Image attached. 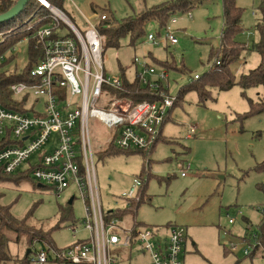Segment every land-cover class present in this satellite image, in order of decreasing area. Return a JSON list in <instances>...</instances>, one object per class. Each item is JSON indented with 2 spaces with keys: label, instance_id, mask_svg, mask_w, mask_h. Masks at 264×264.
<instances>
[{
  "label": "rangeland",
  "instance_id": "obj_1",
  "mask_svg": "<svg viewBox=\"0 0 264 264\" xmlns=\"http://www.w3.org/2000/svg\"><path fill=\"white\" fill-rule=\"evenodd\" d=\"M167 1L175 0H65L60 12L82 31L88 20H96L95 16L104 14L118 23ZM260 1L236 0L242 10L243 32L235 36V41L248 49L258 40L255 26L260 17L257 12ZM222 11V0H202L189 12L173 15L177 19L174 32L178 40L173 46L147 43V35L155 34L158 29L151 21L146 25L145 36L134 47L129 46L127 38L120 41L119 49L103 47L105 75L117 77L123 72L132 80L136 71L132 64L135 53L139 56L151 53L157 61L170 64L168 92L178 96L183 86L196 83L194 75L202 76L211 67V52L219 47L222 33ZM46 15L48 12L43 8H32L18 19L17 25L38 22ZM66 26L61 20L58 32L67 35ZM25 39L13 51L10 72L21 71L26 64ZM245 54L248 59L242 66ZM245 54L231 66L233 75L237 67L248 72L259 66L258 54L250 50ZM209 92L210 96L203 102L194 91L187 92L181 103L171 109L161 140L151 154L144 156L127 152L113 155L109 147L104 148L108 129L94 118L88 120L99 203L103 213L123 209L128 204L121 196L130 190L134 178L144 174L142 188L149 198H144L134 216L126 213L120 218L121 228L138 223V229L183 227L186 232L183 264H264L262 244L252 259L245 255L246 250L252 251V236L258 235L264 211V111L242 117L250 110L249 100L258 104L264 92L262 87L243 92L240 86L228 91L213 88ZM32 102L34 99L29 97V103ZM41 102L39 111H42ZM53 140L51 136L40 153L50 152ZM98 146L102 147L98 149ZM147 161H150L149 169L144 168ZM24 167L15 174L21 173ZM184 171L186 175L181 177ZM0 191L5 194L3 202L12 205V214L17 218L33 210L29 222L41 228L47 246L62 249L89 239L84 228L85 205L73 187L55 195L46 184L29 176L15 184L0 186ZM71 198L74 199L68 204ZM68 206L71 219L60 222L59 210ZM230 218L236 219L232 225L228 223ZM244 240H250L249 245ZM135 245L124 249L110 247L112 263L147 264V255ZM20 248L11 245L12 256H23L24 248Z\"/></svg>",
  "mask_w": 264,
  "mask_h": 264
},
{
  "label": "built area",
  "instance_id": "obj_2",
  "mask_svg": "<svg viewBox=\"0 0 264 264\" xmlns=\"http://www.w3.org/2000/svg\"><path fill=\"white\" fill-rule=\"evenodd\" d=\"M36 1L47 10L51 7L45 0ZM50 14L51 24L34 34L42 43L44 54L31 71L32 83H16L10 87L12 95L25 101L27 112L7 111L0 105V143L7 142L0 148V170L13 175L25 166L21 173L26 172L40 184H46L55 195L73 187L85 205L84 228L90 237L62 249L35 245L30 264H113L109 248H130L133 244L147 255V264H182L186 239L183 227L126 229L121 228L120 220L114 217L105 220L117 209L103 213L99 203L87 127L90 118L98 120L109 131L106 142L116 150H151L168 112L177 101V97L168 92L166 72L149 66L144 56L135 53L133 81L139 80L143 88L154 92L157 100L133 104L126 97L117 98L115 92H125L123 80L105 75L104 37L96 28L106 16L102 14L95 16L96 21L88 20L80 31L67 19ZM44 17L27 24V30ZM61 20L71 30L72 37L58 32ZM176 22V18H170L161 31L147 35V43L176 45L178 40L173 27ZM56 32L59 37L53 39L52 34ZM198 77L194 75V81ZM29 97L34 102L29 103ZM40 101L42 111L38 108ZM193 132L191 128L190 133ZM51 136L54 140L50 152L40 153ZM185 175L184 171L181 177ZM143 182L144 176L134 178L130 190L123 193L121 199L125 203L137 200ZM235 221L230 218L228 223L232 225ZM245 242L249 245L250 240ZM254 247L261 248L257 242L250 245L251 250ZM249 253L250 250L245 251V255Z\"/></svg>",
  "mask_w": 264,
  "mask_h": 264
},
{
  "label": "trees",
  "instance_id": "obj_3",
  "mask_svg": "<svg viewBox=\"0 0 264 264\" xmlns=\"http://www.w3.org/2000/svg\"><path fill=\"white\" fill-rule=\"evenodd\" d=\"M17 0H0V15L9 11ZM51 7L57 8L62 11L63 2L65 0H45ZM202 0H175L167 1L164 4L153 6L148 10L142 11L134 16L127 17L121 22L115 23L110 21L107 17L106 20L98 23L96 28L97 32L104 37V48L111 47L113 49H119L120 41L124 38L129 40V46L134 47V44L141 40L145 36V28L149 22H154L159 29H162L167 24L168 20L173 15H180V13H187L193 9L197 4L201 3ZM24 10L17 17L9 20V22L0 23V34H2V40L0 41V105L3 109L7 111H17V112H27L25 108L26 103L23 99L16 98L10 92V87L12 84L16 83H32L33 78L31 77V71L36 64L41 61L43 57V47L35 37L36 31L42 27L49 26L52 22L50 12L36 0H28L25 4ZM43 8L48 12L43 19L40 20L32 29L27 30V23L20 26L17 25L18 19L24 15L27 11L32 8ZM222 15H223V27L220 38L219 47L212 49L211 56H213L212 65L209 70L199 76L195 84L190 86H183L178 91L177 101L182 100V97L189 91H194L198 97L199 101L203 102L210 96L209 89L215 88L217 91H225L231 79L233 78L231 72V66L237 63V60L241 58L243 53L246 51H253L260 57V64L257 68L250 70L243 77L240 84L241 90L244 92L246 89L260 88L262 87L264 92V0H261L257 12H259L260 17L258 23L255 26V30L258 34V40L252 44V47L248 49L246 46L241 45L235 41V36L242 30V10L237 7L236 0H222ZM67 28V27H66ZM68 29V36L72 37L71 31ZM59 34L53 33L52 38L56 39ZM25 39L27 48L26 64L21 71L13 69L11 72L8 70L10 62L14 60V49L19 42ZM156 62V61H155ZM219 62V64H217ZM159 66L164 69L170 70V64L166 61L156 62ZM121 80H123V86L125 92L117 93L115 96L117 98L126 97L130 99L133 104L141 101H154L157 100L156 96L153 95L154 92L149 91L147 88H143L140 85L139 80L135 79L132 83L125 79L124 75L121 74ZM264 94V93H263ZM244 95V94H243ZM260 99L258 104H254L249 100L248 112H245L244 116L255 115L264 111V96ZM174 104V105H175ZM169 113V112H168ZM168 115V114H167ZM7 144V142H5ZM4 143V144H5ZM0 143V148L4 146ZM113 155L119 154L121 152L127 153H139L144 156L148 152L143 150H114ZM264 164H262L263 166ZM149 161L144 168H148ZM144 168L142 172H145ZM144 174H141L142 177ZM22 178H29L26 172L6 175L0 170V186L5 184H15ZM143 186V185H142ZM140 187L138 192L137 200H131L128 205H125L123 209L115 210L111 216H106L105 220L114 217L118 220L125 215L130 213L134 216L140 204L145 198V189ZM5 194L0 191V264H30V258L32 250L35 245H41L44 247L47 245L45 242V234L41 228L32 225L29 219L33 213L30 210L23 218H17L12 214V205L5 204L3 199ZM134 201V202H132ZM59 221L62 222L65 219H71L70 207L63 208L59 210ZM262 219L258 225V235L254 234L253 240L257 242L260 246L264 247V211L261 212ZM136 227L138 225H135ZM135 227V228H136ZM133 228V229H135ZM17 246L19 249L22 246L23 256H12L10 246ZM50 246V245H48ZM51 247V246H50ZM259 247H254L258 249ZM32 249V250H30ZM27 250H30V254L27 256ZM227 250H225L226 253ZM50 264H56L54 262Z\"/></svg>",
  "mask_w": 264,
  "mask_h": 264
},
{
  "label": "crops",
  "instance_id": "obj_4",
  "mask_svg": "<svg viewBox=\"0 0 264 264\" xmlns=\"http://www.w3.org/2000/svg\"><path fill=\"white\" fill-rule=\"evenodd\" d=\"M171 18H173V17H171ZM170 20V19H169ZM168 20V21H169ZM93 21H96V20H93ZM168 23V22H167ZM176 24H177V22H176ZM175 24V25H176ZM174 27V26H173ZM161 31L162 29H157V31ZM245 54V53H244ZM246 55V54H245ZM145 57V61H146V63L150 66H153L155 69H157L158 71H160V70H164L165 72H166V74H168V69H164L163 67H161V66H159V64H157L156 62H157V60L156 59H154L153 58V56H152V54L150 53V54H148L147 56H144ZM244 60H243V64H242V66H244V64L246 63V60L248 59L247 58V55L246 56H244ZM167 60V59H166ZM156 61V62H155ZM160 62V61H159ZM163 62H166V61H163ZM239 68H241V69H238V67L235 69V74L232 76L233 78L231 79V81H230V83L228 84V86H227V88H226V91H228L230 88H232L233 86H240V84H241V82H242V80H243V76L246 74V73H248V72H245V70H244V68H242V67H239ZM136 69V68H135ZM136 72V71H135ZM121 74H123L124 75V77H125V79L126 80H128L129 82H132L133 81V79H134V77H135V75H134V77H133V79L132 80H129L127 77H126V75L122 72ZM119 78L121 77V75L120 76H118ZM167 84H168V82H167ZM168 88H169V84H168ZM177 97V96H176ZM182 101V100H181ZM181 101H179V102H177L176 104H179V103H181ZM253 102V101H252ZM175 104V105H176ZM174 105V106H175ZM173 106V107H174ZM172 107V108H173ZM171 108V109H172ZM171 109H170V111H171ZM170 111H169V113H168V115H167V118H166V120L164 121V123H166L167 122V119H168V117H169V115H170ZM164 123H163V125H164ZM162 125V129H161V133H160V136H159V138H158V140H157V142L155 143V145H153V148L156 146V144L159 142V140H161V137H162V130H163V128H164V126ZM100 147H102V146H98V148H100ZM106 147H111L108 143H106V146H104V148H106ZM153 148H151V150H150V152L148 153V154H151L152 153V151H153ZM150 168V161H149V166H148V169ZM145 199L147 200L148 198H149V196L146 194V191H145ZM74 199V198H73ZM72 199V200H73ZM110 211V210H109ZM106 213H108V212H106ZM126 215V214H125ZM123 217H124V215H123ZM140 223H138V225H139ZM136 226H135V224H133V225H131V226H129V227H126V229H133V228H135ZM186 234V233H185ZM192 245L194 246V244L192 243ZM259 249V248H258ZM258 249H255V250H252V251H250V253H249V255H246V256H249L248 258L249 259H252L254 256V253H256V252H258L257 250ZM224 253H225V250H224ZM229 254V252H227L226 251V253L225 254ZM238 263V262H237ZM183 264V263H182Z\"/></svg>",
  "mask_w": 264,
  "mask_h": 264
},
{
  "label": "water",
  "instance_id": "obj_5",
  "mask_svg": "<svg viewBox=\"0 0 264 264\" xmlns=\"http://www.w3.org/2000/svg\"><path fill=\"white\" fill-rule=\"evenodd\" d=\"M28 0H17L14 4V6L12 8L9 9L8 12L0 15V23H5V22H9V20L17 17L19 14H21V12L24 10V7L26 6L25 4L27 3ZM48 10L50 11V13H52L54 16L56 15L53 10H57V9H54L53 7H49ZM59 11V10H57ZM60 12V11H59ZM61 13V12H60ZM38 186H41V185H38ZM72 199L71 198L69 201H68V204H71L72 202ZM27 256L30 254V250H27Z\"/></svg>",
  "mask_w": 264,
  "mask_h": 264
},
{
  "label": "bare ground",
  "instance_id": "obj_6",
  "mask_svg": "<svg viewBox=\"0 0 264 264\" xmlns=\"http://www.w3.org/2000/svg\"><path fill=\"white\" fill-rule=\"evenodd\" d=\"M41 1H43V0H41ZM53 12L55 13V14H57V15H59L60 17H63V15L59 12V11H57V10H53Z\"/></svg>",
  "mask_w": 264,
  "mask_h": 264
}]
</instances>
